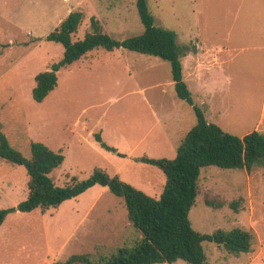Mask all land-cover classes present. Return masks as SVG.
Returning a JSON list of instances; mask_svg holds the SVG:
<instances>
[{
	"label": "rangeland",
	"instance_id": "374dc122",
	"mask_svg": "<svg viewBox=\"0 0 264 264\" xmlns=\"http://www.w3.org/2000/svg\"><path fill=\"white\" fill-rule=\"evenodd\" d=\"M136 2L0 0V124L10 144L27 158L31 142L64 154V163L52 173L59 186L73 177L84 180L101 167L112 176L119 170L123 181L160 197L165 174L132 158L174 159L196 124L193 108L176 95L171 63L124 48L94 49L58 71V86L44 102L33 98L36 75L51 70L64 55L62 45L45 37L71 12L84 14L74 40L84 37L92 17L105 33L124 40L144 31ZM148 5L156 25L173 31L179 47L205 55L202 75L215 77L210 86L199 85L192 70L187 77L208 121L238 137L264 132V0H148ZM218 48L224 50L222 63L215 58ZM182 63L186 65L184 58ZM162 109L184 116L179 135L174 130L165 141L157 137V129L150 133ZM75 125L81 133L72 131ZM90 130L133 157L124 160L103 149ZM28 180L25 167L0 159L1 209L26 199ZM207 200L221 203L208 206ZM189 219L202 234L240 228L256 237L251 252L240 254L205 241L209 264H264V166L250 173L202 169ZM138 237L124 201L96 185L44 214L36 210L8 216L0 227V264H54L74 254H89L96 261Z\"/></svg>",
	"mask_w": 264,
	"mask_h": 264
},
{
	"label": "trees",
	"instance_id": "16d2710c",
	"mask_svg": "<svg viewBox=\"0 0 264 264\" xmlns=\"http://www.w3.org/2000/svg\"><path fill=\"white\" fill-rule=\"evenodd\" d=\"M136 6L144 31L124 40L105 33L95 17L91 18L90 29L84 37L74 40L84 14L81 11L71 12L45 37L46 41L62 45L64 55L51 70L36 75L33 98L38 103L44 102L58 86V71L97 48L109 52L124 48L170 62L177 97L193 108L196 124L182 140L174 159L148 156L133 158L135 162L156 166L165 174L166 184L162 194L160 197L150 196L123 181L118 174L112 176L106 168L101 167L95 168L84 180L78 181L73 177L71 182L59 186L52 173L64 163V154L53 151L43 143L31 142V157L27 158L10 144L0 124V159L25 167L29 176L26 199L16 206L0 208V227L11 214L32 213L36 210L44 214L99 185L124 201L129 221L140 237L96 261L89 254H74L54 264H172L178 260L188 264H209L203 247L205 241L222 245L234 254L251 252L256 242L252 232L235 228L202 234L193 228L189 214L199 195L202 169L217 166L222 169H246L250 173L255 166H264V132L254 130L238 137L209 122L184 80L182 58L186 53L178 46L176 34L156 25L148 0H137ZM94 137L103 149L122 158L127 157L107 145L99 133H95ZM206 203L217 207L215 204L221 202L207 200ZM235 203L231 206L236 207Z\"/></svg>",
	"mask_w": 264,
	"mask_h": 264
},
{
	"label": "crops",
	"instance_id": "0c3cea01",
	"mask_svg": "<svg viewBox=\"0 0 264 264\" xmlns=\"http://www.w3.org/2000/svg\"><path fill=\"white\" fill-rule=\"evenodd\" d=\"M187 48L183 49L185 51V53H186V55L183 57L186 60V65L182 63L183 64V77H184L185 82L188 84L189 89L191 90L192 88H190L189 79L187 77V74L189 75L190 74L189 70H192V72L195 73V76L197 78L196 82L199 85H202L203 87H209L210 85H207V84L210 83V81H212L215 77L212 76L211 78H209L210 75H208V73H203V75H202V71L203 70H202L201 60H202V57H204L205 55L203 53L199 52V51H196V50H194V51L191 50L190 51ZM191 49H193V47H191ZM221 51H224V50H222L221 48L217 49V52H216V55H215V58L217 59V61L218 60L221 61V57L219 56ZM205 52L207 53L208 51L205 50ZM221 63H222V61H221ZM188 68H191V69H188ZM173 84H174V81H173ZM169 111L170 110H167V109L166 110L162 109L160 111L161 118H159L158 120L156 119V126L153 127V129L150 131V133H151L154 129H157V135H158L157 137L160 138L163 141H165L168 136L171 137L173 135L174 130H176L177 134L179 135L180 129H181L180 126H181L182 121L184 120V116L183 115L176 114V113L173 114V113H171ZM72 131L81 133V128H79V125H75V126L72 127ZM90 134H91V136H94L95 132L93 130H90L89 135ZM79 137L82 138L81 135ZM82 140L79 141V143H81ZM177 141H179V140H177ZM94 150L97 151L98 149H96V147H94ZM117 151L120 152L118 149H117ZM120 153H122V152H120ZM126 155H127V157L123 158L124 160H127L129 157H133V156H129L128 154H126ZM138 157H140V156H138ZM132 160H133V158H132ZM116 174L121 176L119 170H116Z\"/></svg>",
	"mask_w": 264,
	"mask_h": 264
}]
</instances>
